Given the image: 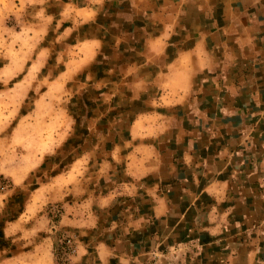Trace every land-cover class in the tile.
I'll use <instances>...</instances> for the list:
<instances>
[{
    "label": "crops",
    "instance_id": "0c3cea01",
    "mask_svg": "<svg viewBox=\"0 0 264 264\" xmlns=\"http://www.w3.org/2000/svg\"><path fill=\"white\" fill-rule=\"evenodd\" d=\"M38 2L85 146L5 222L0 264H57L64 235L67 264H264V0Z\"/></svg>",
    "mask_w": 264,
    "mask_h": 264
},
{
    "label": "rangeland",
    "instance_id": "374dc122",
    "mask_svg": "<svg viewBox=\"0 0 264 264\" xmlns=\"http://www.w3.org/2000/svg\"><path fill=\"white\" fill-rule=\"evenodd\" d=\"M40 8L36 0H0V258L18 242L2 228L17 215L28 191L43 187L85 146L78 136L82 123L74 121L84 111L85 92H75L81 74L52 80L61 60L53 58L57 46L50 36L39 33ZM46 43L48 55L35 61L36 49ZM71 130L74 135L68 136ZM54 163L59 165L53 168ZM49 215L55 216L52 207ZM21 223L14 218L11 226Z\"/></svg>",
    "mask_w": 264,
    "mask_h": 264
},
{
    "label": "built area",
    "instance_id": "2783aa9c",
    "mask_svg": "<svg viewBox=\"0 0 264 264\" xmlns=\"http://www.w3.org/2000/svg\"><path fill=\"white\" fill-rule=\"evenodd\" d=\"M53 213L57 214L58 209L53 208ZM74 245L72 241V236L64 235L60 238L59 248L56 252L55 260L57 264H67L68 257L73 254Z\"/></svg>",
    "mask_w": 264,
    "mask_h": 264
}]
</instances>
